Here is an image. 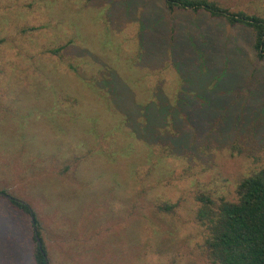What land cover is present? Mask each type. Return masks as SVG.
<instances>
[{
    "label": "rangeland",
    "instance_id": "obj_1",
    "mask_svg": "<svg viewBox=\"0 0 264 264\" xmlns=\"http://www.w3.org/2000/svg\"><path fill=\"white\" fill-rule=\"evenodd\" d=\"M263 166L250 29L163 0H0V191L49 264H211L210 212ZM32 229L0 200V264H34Z\"/></svg>",
    "mask_w": 264,
    "mask_h": 264
},
{
    "label": "trees",
    "instance_id": "obj_2",
    "mask_svg": "<svg viewBox=\"0 0 264 264\" xmlns=\"http://www.w3.org/2000/svg\"><path fill=\"white\" fill-rule=\"evenodd\" d=\"M163 2L169 10L205 12L210 17L223 19L231 26L239 25L250 29L254 54L259 61H264V18L230 12L207 0ZM236 196L234 202L222 201L217 212H210L207 223L209 236L205 242L211 264H264V166L240 180L236 186ZM0 200L6 201L12 211L33 218V263L49 264L35 213L5 191H0ZM206 201L210 202L208 198ZM202 209L200 212L206 217Z\"/></svg>",
    "mask_w": 264,
    "mask_h": 264
},
{
    "label": "water",
    "instance_id": "obj_3",
    "mask_svg": "<svg viewBox=\"0 0 264 264\" xmlns=\"http://www.w3.org/2000/svg\"><path fill=\"white\" fill-rule=\"evenodd\" d=\"M31 221H33V218H31Z\"/></svg>",
    "mask_w": 264,
    "mask_h": 264
}]
</instances>
